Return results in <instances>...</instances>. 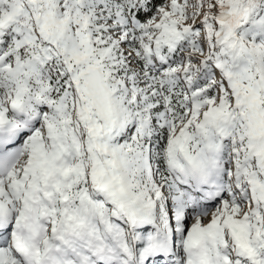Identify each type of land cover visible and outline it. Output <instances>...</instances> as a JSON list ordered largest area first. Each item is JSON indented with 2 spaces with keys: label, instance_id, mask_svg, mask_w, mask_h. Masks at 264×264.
<instances>
[{
  "label": "snow or ice",
  "instance_id": "1",
  "mask_svg": "<svg viewBox=\"0 0 264 264\" xmlns=\"http://www.w3.org/2000/svg\"><path fill=\"white\" fill-rule=\"evenodd\" d=\"M0 264H264V0H0Z\"/></svg>",
  "mask_w": 264,
  "mask_h": 264
}]
</instances>
